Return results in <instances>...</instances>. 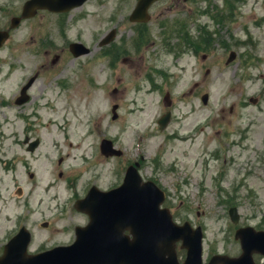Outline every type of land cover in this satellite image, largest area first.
<instances>
[{"label":"rangeland","instance_id":"374dc122","mask_svg":"<svg viewBox=\"0 0 264 264\" xmlns=\"http://www.w3.org/2000/svg\"><path fill=\"white\" fill-rule=\"evenodd\" d=\"M26 1L0 0V7L10 17ZM137 2L89 0L69 14L30 21L29 28L13 38L26 42L43 36L45 40L44 58L33 54L31 48L30 54L20 55L24 62L28 61L24 75L40 74L35 84L36 101L23 111L33 122L38 121L29 136L41 139L40 148L29 155L28 174L40 178L38 171L43 182L38 178L34 184L26 178L29 191L35 189L30 202L37 203V213L31 214L29 225L32 230H39L34 246L46 249L54 243L74 241V227L88 222L87 216L74 208L77 196L80 198L94 185L110 189L122 178V166L125 174L127 167L139 161L142 176L159 181L167 193L165 206L174 212L176 222L189 221L203 228L206 262L215 253L238 256L241 246L235 239L237 226L231 222L229 209H239L240 225L264 230V0H168L151 10L157 20L147 26L153 31L150 43L155 42L150 52L158 51L152 65L168 71L169 87H163L162 92L168 90L176 99L173 122L165 132L160 131L158 120L169 109L145 78L151 71L148 54L144 58L140 55L134 69L125 68L122 84L113 80L102 57V37L123 19L129 20ZM188 15L195 16L197 26L213 34L214 41L201 50L197 45L195 51L185 48L177 60L175 49L158 47L181 44L184 36L180 27L171 22ZM7 20L0 16V23ZM158 20L170 24L162 29ZM193 27L190 23L188 31ZM129 31L130 27L122 33ZM197 35H203L201 29ZM74 42L87 46L91 54L74 59L68 49ZM38 43L41 47L43 42ZM126 45L127 55L132 56L136 43ZM232 51L238 53V58L227 65ZM56 56L60 61L53 64ZM6 57L11 59L9 53ZM35 57L37 60L29 62ZM196 82L203 83V95L209 94L208 105L196 94L191 95ZM139 85L141 88H136ZM116 86L121 89L118 96L112 94ZM75 92L82 96L81 102L73 97ZM97 94L102 106L99 113L91 108ZM253 98H259L257 105L251 103ZM115 104L120 105L119 118L113 121ZM17 114L18 110L12 111L10 119L17 120ZM26 127L24 120L8 126V132L18 135L10 140L15 147L20 148L19 140L24 137L20 133ZM104 138L124 151L122 161L99 155ZM79 145L80 150L74 155ZM44 157L49 159L48 181L43 172ZM59 160L63 163L59 164ZM92 163L95 167L90 168ZM62 171L64 177L59 176ZM79 171L82 178L72 188L68 176ZM45 183H52L53 187L45 189ZM11 190L12 186L7 192L0 188L2 197L8 200V209L26 199H10ZM40 221L51 222L55 230L43 231ZM0 228H5L2 222Z\"/></svg>","mask_w":264,"mask_h":264},{"label":"water","instance_id":"95a60500","mask_svg":"<svg viewBox=\"0 0 264 264\" xmlns=\"http://www.w3.org/2000/svg\"><path fill=\"white\" fill-rule=\"evenodd\" d=\"M86 1L30 0L22 18L34 17L38 10L44 9L70 12ZM156 1L139 0L131 20L148 22V9ZM20 20L16 19L14 26ZM6 36L7 33H0V46ZM71 50L77 57L89 52L81 44H73ZM168 120L169 117L165 118L163 127ZM164 201L165 194L155 184L141 185V178L132 167L119 189L108 194L93 189L85 200L77 203V209L88 213L91 222L87 227L76 229L77 240L72 246L57 247L36 256H29L25 248V259L29 264H180L176 244L183 241V248L188 250L186 264H202L201 229L194 232L189 224L175 225L169 211L160 208ZM232 215L238 220L236 209ZM237 238L242 242L240 258L215 257L210 264H256L253 255L264 256V232L240 230ZM8 249L12 250V245L7 247L3 261L7 259Z\"/></svg>","mask_w":264,"mask_h":264},{"label":"flooded vegetation","instance_id":"af4514ba","mask_svg":"<svg viewBox=\"0 0 264 264\" xmlns=\"http://www.w3.org/2000/svg\"><path fill=\"white\" fill-rule=\"evenodd\" d=\"M157 5H155L154 7H156ZM16 16L18 17L20 15L16 14ZM12 19L13 18L9 19L10 21L8 22V26L0 30L9 29L11 26ZM153 21H155V19H153L151 23H153ZM23 23L24 22L22 21L20 26H22ZM190 23L193 24L194 27L190 29V31H188V26ZM182 24L183 27L181 30L184 36L183 39L185 41V44H187V39H191L197 42V34L200 33L201 28L197 26L195 16L188 15L184 17V19L182 20ZM147 26L148 25L132 24L131 22H129V20H127V18L123 19L120 24L115 27L116 37L114 42L111 45L105 46L102 49V56L106 60V70L112 72L113 79L115 82L122 84V77L125 74V67L129 66L131 69H134L136 62L139 60L140 55L142 54L144 58L145 55L148 54V67L151 68V71L145 74V78L148 79V82L150 83L153 89H155L156 91H162L163 87L166 89H168L169 87V75L165 69H159L158 67L152 65L155 62V59L158 55V51L152 50V52H150V47L153 48L155 42L150 43L153 31H150ZM129 27L130 31L126 35H124L122 31L125 28ZM19 30L20 28L16 31L10 32V40L5 43L4 47L9 45V43L13 40L12 38ZM109 33V31L106 33L104 39L108 37ZM132 33H134V35H132ZM140 35H143L141 41L139 40ZM127 42H132L134 44L136 43V49L131 53L132 56L127 55L129 50L126 45ZM165 47L158 48H161V50L169 49L167 48L168 46ZM18 48H22L25 55L28 52V42H23L21 45L16 43H13L11 45V50H16ZM191 48L195 51V44L192 43ZM173 53L175 54V56H177V60H179L181 57V53L183 54L184 50H176ZM43 55L44 52H42V56ZM26 62H24V69L22 70H26ZM5 63L9 65L8 62L0 60V69L4 66ZM17 70H19V68H14L12 66L8 67L9 74L7 76V80H9V78ZM37 79L38 76H26L23 79L24 82H22V84H18L17 88L12 89H6L5 86L0 83V188L1 190L7 192L9 191V187L12 186V190L10 192V199L12 200L14 198H26L24 199L23 203L18 204L17 202L11 208L8 209V200L4 199L2 197V194L0 193V222H2L3 227H5L0 228V256L4 252L5 246L10 244L15 238H17L20 233L19 231L23 227L28 229L30 225V220L28 221V218H25L23 216V211L25 209L29 210V207L33 202H30V197H33L35 189L32 190V192L29 191L26 184V178L29 177V179L33 181L34 184H36L38 177L36 174L33 173L28 174V156L34 155L38 148L37 150L32 151L30 142H26V139L29 137L28 139H31L34 142L39 138L30 137L28 132L23 131L22 135L24 136V140L23 142H21L20 148L13 147V143H11L10 140H12L13 138L17 139V135L15 136L11 132L6 131V127L8 128V126L12 123V119H10L9 114L12 112L13 109H19L18 112L23 113V111L26 109V106L31 103H35L36 95L34 93V85ZM200 85L203 86V83L195 84L196 90L200 87ZM28 86L29 88L25 89ZM115 89L117 91L114 92V95L120 94L121 89L119 87H115ZM196 90L193 89L192 93H194ZM25 99L28 100L25 103H21ZM1 117L7 119L8 121L5 122L3 119H1ZM16 119H21V115H16ZM31 207L34 209L36 208L32 205ZM43 224L44 223H42L40 226H42ZM32 231L33 230H31V232ZM32 234V243L35 244L39 236L33 232ZM39 250L40 249H38L37 251Z\"/></svg>","mask_w":264,"mask_h":264},{"label":"bare ground","instance_id":"6f19581e","mask_svg":"<svg viewBox=\"0 0 264 264\" xmlns=\"http://www.w3.org/2000/svg\"><path fill=\"white\" fill-rule=\"evenodd\" d=\"M77 101L81 102V97L79 96V94L77 92H75L74 96H73ZM92 109H94V111L96 113L101 112L102 106H101V99L99 97V95H94V103L91 106ZM83 128V125H82ZM88 144V139L86 141H84L83 146L86 147ZM80 150V145L78 146V149H76L74 151V155L77 154V152ZM72 156V152L70 154ZM70 162H72V158L70 159ZM48 169H49V159L44 157V161H43V172L45 173V180L48 181L50 175L48 173ZM46 185V183H45ZM48 185V184H47ZM46 185V186H47Z\"/></svg>","mask_w":264,"mask_h":264}]
</instances>
